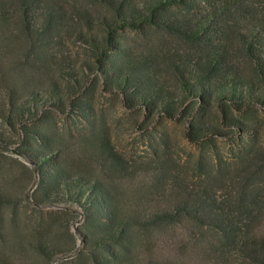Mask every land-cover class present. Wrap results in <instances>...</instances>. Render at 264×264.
<instances>
[{
	"label": "trees",
	"instance_id": "obj_1",
	"mask_svg": "<svg viewBox=\"0 0 264 264\" xmlns=\"http://www.w3.org/2000/svg\"><path fill=\"white\" fill-rule=\"evenodd\" d=\"M92 1L106 12L95 14L77 2L68 9L62 0H0V60L13 66L17 79L0 119L18 125L25 137L19 152L38 177L33 202L82 209L76 264H264V199L259 185L250 183L252 175H240L223 196L221 164L196 182L158 171L147 187L139 182L123 187L126 162L107 139L92 138L107 153L101 154L108 156L101 159L105 175L75 174L59 160L53 139L36 118L40 111H65L62 81L75 91L72 95L80 93L77 86L83 89L79 85L85 80H77L67 54L75 37L95 59L94 68L84 64L83 69L96 72L109 91L123 94L128 109L189 118L192 142L208 133L223 134L220 126L243 130L234 113H264V0ZM127 29L162 35L136 48L123 38ZM173 43L179 46H169ZM22 61L52 74L49 91L27 92L14 70ZM79 103L71 99V111ZM12 143L0 133V149ZM258 154L254 138L248 137L238 158L244 164ZM151 188L156 192L149 193ZM45 216L38 219L39 227L26 224L22 231L16 222L6 223L0 211V264L55 261L60 251L42 235L50 225Z\"/></svg>",
	"mask_w": 264,
	"mask_h": 264
},
{
	"label": "rangeland",
	"instance_id": "obj_2",
	"mask_svg": "<svg viewBox=\"0 0 264 264\" xmlns=\"http://www.w3.org/2000/svg\"><path fill=\"white\" fill-rule=\"evenodd\" d=\"M64 5H77L87 8L95 14H104L106 8L92 0H62ZM110 14V13H109ZM19 21V17L15 19ZM20 26L17 25V28ZM147 36L139 35L129 29L122 35L126 42L136 48H141L146 42L153 43L156 35L162 33L146 30ZM67 54L70 55L72 69L83 89L77 86V96L63 83L62 99L65 111L51 109L46 113L37 114L38 126L53 139L57 157L71 170L91 177H103L101 159L108 157L106 152L93 143L92 138H105L112 152L117 153L125 162L127 174L120 185L127 187L130 183H140L147 187L146 182L151 174L163 171L170 178L180 177L184 181L196 182L204 172H213L216 164L224 168L225 176L220 179L219 194L226 195L234 189L240 180V175H252L250 183L255 182L261 190L264 199V113L260 110H250L243 114L234 113L238 120L245 124L243 130L235 131L232 126H220L223 134L208 133L205 138L192 142L187 137L189 118L177 115L169 118L167 115L156 116L147 114L144 109H128L123 101V94L117 90L109 91L97 78L95 72H86L83 65L94 68L95 59L91 49L84 43L70 37ZM178 47L179 44H169ZM21 61V60H20ZM19 64L15 67L17 75L21 74V84H26L27 92L51 89L52 74L39 69L31 63ZM9 63L0 60V114L6 112L11 95V83L15 80ZM43 72H45L43 74ZM57 78V76H55ZM87 78V79H86ZM17 81V79L15 80ZM72 88V87H71ZM81 90V91H80ZM45 98V97H43ZM80 99L74 112L69 107L71 99ZM93 128V134H89ZM0 133L13 142L7 149H0V211L6 223L16 222L25 230L26 224L39 227L38 219L42 213L49 226L42 233L44 237L56 244L60 253L52 264H76L82 250V234L85 216L76 204L50 205L37 207L33 202V190L38 184L34 165L19 152L21 140L25 137L18 125L10 127L0 119ZM248 137L254 138L259 154L249 157L248 162L241 163L238 156L244 149ZM29 141H31L29 139ZM91 147V148H90ZM227 183V186L223 187ZM156 190L149 189V193ZM9 200V201H8ZM1 249V246H0Z\"/></svg>",
	"mask_w": 264,
	"mask_h": 264
}]
</instances>
